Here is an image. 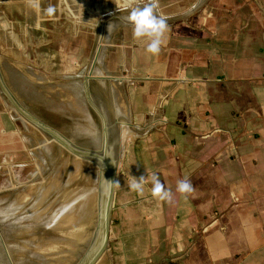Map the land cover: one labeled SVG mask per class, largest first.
<instances>
[{
	"label": "crops",
	"instance_id": "obj_1",
	"mask_svg": "<svg viewBox=\"0 0 264 264\" xmlns=\"http://www.w3.org/2000/svg\"><path fill=\"white\" fill-rule=\"evenodd\" d=\"M168 25L159 55L146 39L119 48L120 70L141 81L130 119L143 131L116 175L109 264H264V0ZM153 174L171 202L152 198ZM131 176L146 178L143 196Z\"/></svg>",
	"mask_w": 264,
	"mask_h": 264
},
{
	"label": "water",
	"instance_id": "obj_2",
	"mask_svg": "<svg viewBox=\"0 0 264 264\" xmlns=\"http://www.w3.org/2000/svg\"><path fill=\"white\" fill-rule=\"evenodd\" d=\"M205 2L159 0L158 14ZM39 4L0 0V264H108L125 126L112 39L128 0Z\"/></svg>",
	"mask_w": 264,
	"mask_h": 264
},
{
	"label": "clouds",
	"instance_id": "obj_3",
	"mask_svg": "<svg viewBox=\"0 0 264 264\" xmlns=\"http://www.w3.org/2000/svg\"><path fill=\"white\" fill-rule=\"evenodd\" d=\"M28 5L34 10H39V0H27ZM195 7V5L193 6ZM159 0H147L141 6H133L132 0H128L126 17L128 23L132 26V37L134 40H147L146 53L153 56L159 55L164 41V35L169 30L168 17L158 14ZM56 12V8L49 5L44 9V14L52 17ZM111 25L108 26V31ZM110 187H120L119 182H109ZM146 178L141 176L139 179L132 177L128 181V188L136 192L138 195L143 196L145 190ZM151 189L150 194L152 198L158 199L161 202H171V192L165 188V185L160 181L158 175L153 174L150 178ZM177 192L185 199L194 191L193 185L187 178L177 182Z\"/></svg>",
	"mask_w": 264,
	"mask_h": 264
},
{
	"label": "rangeland",
	"instance_id": "obj_4",
	"mask_svg": "<svg viewBox=\"0 0 264 264\" xmlns=\"http://www.w3.org/2000/svg\"><path fill=\"white\" fill-rule=\"evenodd\" d=\"M231 2H232V0H206V2L200 8H198L195 12H193L189 16L200 15L202 7H204V5H206V4L207 5L208 4H215V3L216 4H230ZM211 12L213 13V11H211ZM171 22H173V21H171ZM168 23H170V22H168ZM131 36H132V26L129 23H120L117 27L116 36L112 39L113 50H114L117 58L119 57V53H120L119 48L123 44L126 45V43H129L130 40H133L132 44H137V41L139 43H142V41L134 40L133 37L131 39ZM135 41H136V43H135ZM128 76L126 75L125 70L121 71V83H122L123 102H124V110H125V126H124L123 135H122L121 146H120V148H121L120 152L121 153H120L119 158L117 157L119 159V161H118L119 163L117 164V174L119 172L120 165H121V162L123 160V156L125 154L127 147L132 145L133 143L141 144V142H142L141 133L143 130H141L139 128V126L141 127L142 125L141 124L138 125L137 121H134V120L132 121L130 119V113H132L134 110L133 103L137 104L136 102H139V101H140V103L142 102V98L140 96L138 98L136 93H137V90L143 91V89L141 88V81L139 82V81L132 80L131 78H128ZM138 82H139V84H138ZM142 105H143V103H142ZM142 105L140 106V108L143 111ZM144 107H146V106H144ZM156 111H157V108L152 109V112H156ZM144 112H146V110H144ZM106 251H107V249L105 250V252ZM107 262L109 264L108 257H107Z\"/></svg>",
	"mask_w": 264,
	"mask_h": 264
},
{
	"label": "bare ground",
	"instance_id": "obj_5",
	"mask_svg": "<svg viewBox=\"0 0 264 264\" xmlns=\"http://www.w3.org/2000/svg\"><path fill=\"white\" fill-rule=\"evenodd\" d=\"M120 150H121V148L119 149V153H118V156H117L118 158H119L120 153H121ZM112 169H113V165L111 166V171H112Z\"/></svg>",
	"mask_w": 264,
	"mask_h": 264
}]
</instances>
